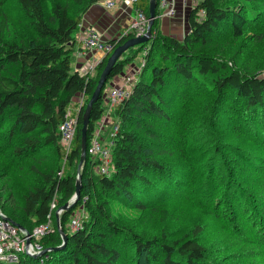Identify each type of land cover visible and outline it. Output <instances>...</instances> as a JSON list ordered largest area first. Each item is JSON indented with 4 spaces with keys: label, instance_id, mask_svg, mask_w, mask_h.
<instances>
[{
    "label": "trees",
    "instance_id": "obj_1",
    "mask_svg": "<svg viewBox=\"0 0 264 264\" xmlns=\"http://www.w3.org/2000/svg\"><path fill=\"white\" fill-rule=\"evenodd\" d=\"M97 1L0 0V132H5L3 151H9V158H24L25 152L51 146L59 155L58 160L63 156L71 166H76L84 104L77 111V127L68 153L61 145L59 124L76 93L91 94L113 48L134 35L131 33L108 41L112 49L96 66L95 77L86 78L73 71L70 56L75 46V33L83 14ZM222 2H197L187 15L189 30L180 41L160 31L156 9L151 39L127 49L108 78L110 81L122 72L125 64L135 57L136 50L144 51L142 71L129 96L115 108L119 125L113 140L112 175H90L95 163L86 154L79 198L74 203L76 206L83 204L88 210L82 227L69 231L67 221L71 208L62 211L59 224L67 235L64 249L49 250L37 257L22 255L14 264H211L206 257L209 250L200 240L206 229L203 224L194 225L190 236L175 239L172 245H168L117 224L110 219L106 209L92 203V198L94 195L101 198L102 195L113 198L114 202H123L124 206L150 207L151 210L152 204L182 198L188 189L196 187V195L205 197L208 203L212 198L209 182H214V176L219 174L222 176L219 187L224 193L213 196L216 204L209 207L210 211L217 218L221 214L217 206L226 207L230 213L227 223H230L232 233L247 230L257 240L264 259V155L252 151L249 146L250 141L264 146V59L251 62L236 56L241 66H233L231 51L223 55L201 47L208 36L221 27L227 28L234 38H242L250 30L259 28L260 22L264 24V11H258L256 5L264 7V0ZM148 3L149 0H137L134 9L142 10L148 17ZM200 11H203L202 18L198 17ZM208 79L212 80V85ZM201 85L206 88L205 93L207 89L213 88L214 91L211 105H206V101L203 103L204 127L184 134L187 107H179H183L182 114L175 124L171 118L176 106L184 104L188 96L186 92L192 86ZM228 92L233 94L235 102L230 106L229 114L223 117L225 113L219 101ZM191 100L195 103L194 99ZM105 108L102 97L93 104L87 145L93 125ZM143 118L145 122L141 121ZM132 124L138 134L144 133L152 141H145L131 131ZM166 124H172L175 132H172V125L160 132ZM162 134L166 135L164 141L161 140ZM190 139L192 143L185 149L173 145L179 140L183 144ZM198 142H204L206 148L199 149ZM178 148L184 150V155L175 150ZM192 148L196 150L195 158L186 154L191 155L189 149ZM167 150L175 152H165ZM165 153L178 157L169 160L157 157ZM229 154L233 156L231 160L240 163L243 175L231 163L229 165ZM65 162L46 173L33 169L39 175L40 183L22 191L19 197L15 194L21 192L17 187L15 190L8 186L0 188L1 192H7L6 197L0 193V208L7 214V207V215L26 229L44 222L51 214L55 230L41 237L44 248L61 243L55 212L50 211L52 199L57 200L59 207L75 192L77 171L74 175L64 172ZM192 165H195L194 169ZM246 171L253 173L248 177L249 182L245 180ZM198 173L204 174L203 182L192 183L193 175ZM230 202H234L235 207ZM162 217L166 218L165 213ZM98 223L105 231L97 232ZM241 262L245 264L244 260Z\"/></svg>",
    "mask_w": 264,
    "mask_h": 264
},
{
    "label": "rangeland",
    "instance_id": "obj_2",
    "mask_svg": "<svg viewBox=\"0 0 264 264\" xmlns=\"http://www.w3.org/2000/svg\"><path fill=\"white\" fill-rule=\"evenodd\" d=\"M221 1L224 2L226 0H221ZM112 6L113 4L111 6L107 5V7H112ZM131 6L135 8V3ZM256 9L258 11H264V7L261 4L256 5ZM157 16H159V10H158ZM202 16H203V11H200V13L198 14V17L202 18ZM89 28H93V27H89ZM86 29L87 28L80 31V33L85 31ZM188 30H189V26H188V22L186 21V26L183 27L181 31H178L179 34L177 36H173V37L180 41L183 39L184 35L188 32ZM123 31L121 32V35L119 37L114 38V39H119L121 36L127 35V34L123 35L122 34ZM76 36H77V33H76ZM76 36H75V41H77ZM201 47L208 49V50H216L218 51L217 54L221 53L223 55L225 54L226 51H231V60L233 61L232 63L233 66H241V64L237 62L236 56L240 60L247 59L248 61H251V62L260 61L264 59V24L260 22L259 28H256V30H250L242 38H234L233 36L229 34V32L227 31V28L221 27L217 31H213L208 36L207 42ZM209 47H211L212 49H209ZM144 48L148 49V46L147 47L144 46ZM96 51L99 52L101 56L96 55ZM88 52L91 53L89 61H92L94 59H99V58L101 61V59L108 53V52L102 53L98 50H90ZM143 54H144V51L136 50L134 54L135 57L133 56L132 60L125 64L123 71L117 74L118 76L115 75V77H112L113 80L116 81V83H119L121 76L126 75L128 72H130V70H133L138 67L143 68V65H144V58L142 57ZM96 66L92 70L87 72L86 75L88 77L85 76L86 78L95 77L96 75L95 72L97 69ZM84 68L85 67H83L82 71L84 70ZM74 71L79 72V70H74ZM82 71L81 73L83 74ZM112 78L110 81L109 79H107L108 81H106L105 85L103 86L101 90V97L104 91H106V88H108L109 85L113 83L111 82ZM211 81H212L211 79H208V82L212 85ZM209 86L207 85V87ZM191 89L186 92L188 93V96L185 101L183 100L184 104L183 105L178 104L176 106L175 114L171 118V121L175 124L178 121V119L181 117L180 114H182L181 109L183 107L182 108H179V107L180 106L187 107L188 109L187 120L182 130V133L184 134L195 132L197 129H201L204 127V122L206 119L202 120V111L204 107L203 103H205L206 101V105H209V104L211 105L210 98H212V93L214 95V91H212L213 88L211 90L207 89L205 93L206 88L203 85H201L200 87L192 86ZM89 96L90 95H84L82 92L76 93L71 99V102L68 105L69 107L67 111H70L71 115L76 118L77 111L80 109V107L83 104L85 106V104L87 103L86 98L89 99ZM191 99H194L195 103ZM218 99L219 98H216V100ZM219 102L221 106L223 107L222 111L225 114H222V116L224 117L227 114H229L228 110L230 106L233 105L235 100H233V94L228 92L226 97L224 99H221ZM115 108L116 106L108 107V109H105L93 125L95 129L101 126L108 125L107 129L105 128V130L101 134L102 141L104 142V144L110 146V150H111V157L109 160L111 168H110V173L107 176H111L114 171L113 164H112V150H113V140L116 134L110 135V133H112V131L110 132V129H111L110 124L115 120L118 122L117 125H119V119L116 115ZM104 114H106V117H105L104 122L102 123V116H104ZM200 116H201V119L199 120ZM141 121L145 122V119L143 118ZM172 124H166L163 127V129L160 130V132H165V130H167L165 128L168 125H172ZM76 127H77V122H76L75 129ZM135 128H136L135 125L132 124V127H130V130L138 134V131ZM174 128L175 127L173 126L172 132H175ZM107 131H108V134H107ZM138 135L140 136L141 139H144L145 141L147 139L152 141V139L149 138V136L145 135L144 133H139ZM162 135L163 136L161 140L164 141L163 137L166 135L165 134H162ZM4 136H5V132L1 131L0 132V188L1 186H5V187L8 186V187H12L15 190L17 187L21 191V192H15L17 197H19L21 193L26 192L30 188L36 185H39L40 177L36 172L33 171V169H39V171L46 173L50 169L51 170L55 169L59 164L60 165L63 164V162H65L66 160L64 164V168H63L64 172H68L74 175L77 171L76 167H77L78 162L76 166L74 165L71 166L69 162H67V159H64L65 157L63 158V156L62 158H60V160H58L59 155L57 154V152H55L54 148L51 146L50 147L49 146L37 147L34 150V152L33 151L29 153L25 152L26 156L24 155V158H20V159L14 158V157L9 158L10 156L9 151L7 150L3 151V145L4 143H6ZM180 137H181L180 140H183V136H180ZM226 139L227 137L222 139V141L226 142ZM180 140L173 145H176V147L182 146L184 147L183 149H185L187 145H190L192 143L191 139L190 141H183V144H181ZM197 145L199 149L206 148V144L204 142H198ZM88 146H89V143L86 146V154H87ZM249 146L252 151L254 152L258 151L264 155V146H262L261 144L258 145L250 141ZM175 150L182 151V155H184L183 154L184 150L179 149V148ZM165 152H175V151L167 150ZM189 152L191 153V155L188 153L186 154L191 158H195V156L197 155L195 148L189 149ZM157 157L164 159V160H169V159H172L173 157H178V156L177 154L166 155L165 153V154L157 155ZM230 158H233V156L229 154L227 157V159H229L228 160L229 165L231 163L232 167L233 168L235 167L237 170L241 171L243 175V171L241 170L242 166L239 165L240 163L237 160H231ZM90 159L95 163L93 170L91 169L90 171V175L95 176L97 175L96 173H99L98 168H97L99 162L97 159H92L91 157ZM8 164H10V166H8ZM19 165H21L20 168H15ZM192 167L194 169L195 165H192ZM81 171H82V168L80 170V175H81ZM251 174L253 173L249 171L245 172V177L247 178L245 180L247 182L250 181L248 177H250ZM203 175L204 174H200V173H198L197 175L194 174L193 175L194 181L192 183L200 184L201 182H203ZM221 180H222V176L219 174L218 176H214V182L212 181L209 182V185L211 188L209 194L212 198H210V201L208 203L205 197H200L196 195V192H195L197 190L196 187L194 189L192 188L188 189L186 195L183 194L182 198L173 199V200H163L155 205L152 204L153 209L151 210H150V207L140 209V208H135L132 205L124 206L122 204L123 202L121 203L114 202L115 200L113 198H109V197L107 198L102 195H101V198L94 195L92 198V203H98L104 209H106L107 214L110 217V219L114 220V222H116L117 224L120 223L125 226L131 227V229L135 230L136 233H143L144 235L148 237H153L156 240L160 241L161 243H166L168 245H172L175 239H182V238L184 239L185 237L190 236L191 230L194 227V225L203 224L206 229H204L203 234L200 236L201 238L200 240H202V243H204L209 250L208 251L209 254H207L206 256L209 263L211 264H243L241 261L244 260L245 264H255V263L262 264V262H264V259H263V256L260 255V251L258 250L257 242H256L257 240L255 238L253 239L252 236L249 235V232L247 230H245L244 232L240 230L238 231L239 234L232 233L230 223L229 222L227 223L230 213L229 211H227L226 207L219 208L216 205L217 206L216 209H219L220 210L219 213H221L219 217L217 218H215V215H213V213L209 209V207H213L214 204H216L213 196L217 195L219 197L220 195L222 196V193H224V190L219 187ZM0 193L3 194L5 197L7 196V192L0 191ZM52 203L54 205L53 207H52ZM230 203L232 207H235L233 206L234 202H230ZM77 206L79 207L77 208ZM77 206L74 205L71 207V209L69 210L68 219L70 218L71 215L75 216V213H76V215L80 217L81 221L86 220L89 214L88 210L85 209V206H83V204H80ZM59 207H57V200L52 199L50 203V211L53 213ZM91 208L93 209V207ZM162 209H166V210L162 211ZM6 210L8 211L7 207H6ZM7 211L6 213L8 214L9 211L8 212ZM91 213H94V212H91ZM164 213H165L166 218L162 217ZM7 214H5L7 219L11 221L17 228L22 229L19 226H17V224L20 226L22 225L17 223L15 220H13L11 217L8 216L9 214L8 215ZM48 215L51 218L50 223L53 224L51 214L49 213ZM162 219H164V221ZM46 220H47V217H46ZM97 228L99 229V230L97 229V232L105 231L103 228H101V225L99 223L97 224ZM25 229L26 228L23 227L22 230H25ZM68 230L73 231L75 229L68 228ZM93 231H95V229Z\"/></svg>",
    "mask_w": 264,
    "mask_h": 264
},
{
    "label": "built area",
    "instance_id": "obj_3",
    "mask_svg": "<svg viewBox=\"0 0 264 264\" xmlns=\"http://www.w3.org/2000/svg\"><path fill=\"white\" fill-rule=\"evenodd\" d=\"M125 5H133L137 0H121ZM185 1V0H182ZM175 2L176 0H159L157 4V9L159 10V16H172L175 13ZM112 1H107V5L111 6ZM147 17L144 12L140 9H135V16L131 19L128 27L123 31L124 34H134L140 35L145 32L147 26ZM82 31V30H80ZM77 33L76 39L79 42V45L84 51L98 50L102 53L109 52L112 49V45L108 41L101 39L99 33L93 28H87L85 31ZM100 61L99 59H94L85 63L84 70H79V73L85 75L88 71L92 70ZM143 65V64H142ZM144 66V65H143ZM142 68L138 67L133 70H130L126 75H122L119 83L113 80V83L106 88L102 98L103 103L108 107L117 106L125 98H127L132 90V86L136 80V77L140 74ZM118 76V75H116ZM115 77V76H114ZM106 114L102 116V123L104 122ZM117 121H113L110 124L111 134H116L118 131ZM76 126V118L73 117L70 111H67L64 115L63 121L59 125L60 132V141L62 148L65 153L70 151L72 146L74 133ZM108 125L98 127L95 129L92 128L89 146L87 149V154L92 159L98 160V172L104 175H109L110 173V157L111 150L110 146L104 144L102 141L101 134L107 129ZM108 134V131H107ZM52 203V207H53ZM62 211H59V214ZM51 218L48 215L47 220L39 224L38 226L30 230H22L17 228L11 221L7 219L4 212L0 209V263L14 264L16 263L20 256L26 255L30 257L40 256L43 250V245L40 242L42 236L46 235L49 232L55 230L53 225L50 223ZM82 227V221L78 215H71L68 219L67 228L78 229Z\"/></svg>",
    "mask_w": 264,
    "mask_h": 264
},
{
    "label": "crops",
    "instance_id": "obj_4",
    "mask_svg": "<svg viewBox=\"0 0 264 264\" xmlns=\"http://www.w3.org/2000/svg\"><path fill=\"white\" fill-rule=\"evenodd\" d=\"M107 1H112L113 6L107 7ZM200 0H176L175 13L172 16H159L158 24L162 33L177 36L186 26L187 15L190 9ZM135 16V9L131 5H124L121 0H98L82 16L78 30L93 27L102 40L109 41L121 35V32L129 25ZM75 33V36H76ZM96 55H100L96 51ZM91 53L84 51L75 41L74 50L70 56L71 69L81 70L89 61Z\"/></svg>",
    "mask_w": 264,
    "mask_h": 264
},
{
    "label": "water",
    "instance_id": "obj_5",
    "mask_svg": "<svg viewBox=\"0 0 264 264\" xmlns=\"http://www.w3.org/2000/svg\"><path fill=\"white\" fill-rule=\"evenodd\" d=\"M156 8H157V0H149L148 3V20H147V26L144 33L140 35H136L130 38H127L125 41L117 45L111 53L106 58V62L100 71L99 77L97 79L96 85L91 92L89 99L83 109L82 115H81V128H80V155L79 160L77 164V176H76V182H75V192L73 196L65 202L63 205H61L56 211H55V219L57 224V229L61 237V243L57 246L50 247V248H44L41 253H45L49 250H62L65 247L67 235L66 233L61 230L60 224H59V211H66L70 209L74 203L79 198V193L81 189V175L80 170L82 168V165L86 159V146H87V128L90 121V113L93 107V104L101 97V90L103 86L105 85L107 79L109 78L110 72L112 71L114 65L116 64L117 60L120 58V56L129 48L143 44L151 39V26L154 22V19L156 17ZM61 214V212H60ZM20 228L23 229L22 226L18 225Z\"/></svg>",
    "mask_w": 264,
    "mask_h": 264
}]
</instances>
